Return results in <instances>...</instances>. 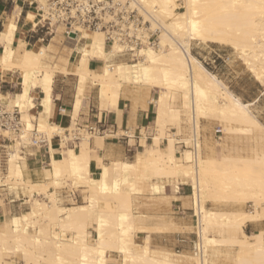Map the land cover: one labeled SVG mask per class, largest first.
<instances>
[{"label": "bare ground", "instance_id": "obj_1", "mask_svg": "<svg viewBox=\"0 0 264 264\" xmlns=\"http://www.w3.org/2000/svg\"><path fill=\"white\" fill-rule=\"evenodd\" d=\"M39 2L40 7L46 8V0ZM132 4L141 7L142 13L151 21L152 30L160 29L158 44L142 46L135 61L109 62V58L118 55L123 46L116 41L108 47L106 34L100 29L84 28L79 37L70 36L67 45L69 52L66 53L76 50L75 59L69 60V56L60 55L63 57L54 66L48 60L51 43L42 46L37 42L31 48H26L25 44L13 47L16 21L8 22L0 31L3 47L0 70L18 68L21 75L20 90L14 94L0 92V99L7 98L3 102L8 108L18 106L24 121L20 134L2 131L13 140L9 144L6 176L10 180L15 178L27 182L31 191L33 188L36 191L40 186L45 194L44 190L50 185L59 186L62 176L69 174L75 181L78 180V186L85 192L83 202L71 206H62L58 202L56 190L45 194L50 198L49 202L41 201L32 192L33 209L31 207V211L12 215L0 224L3 227L0 230V258L4 251L11 250L14 255L22 252L24 264H41L42 260L55 264H108V251L118 250L122 255L119 264H220L213 255L208 256V252L229 246L238 250L231 257L234 264H264V229L247 233L244 228L248 222L264 219V149L235 155L222 153L220 157L215 154L204 156L200 143L197 154L185 148L180 149L179 155V141L175 133L170 134L167 143L162 146V137L166 135L165 125L170 122L181 127L184 110L189 115L193 110L198 121L201 118H220L225 122V131L233 136H259L264 140V124L251 108L255 102H243L191 51L192 41L227 44L264 87V0H132ZM35 16V11L29 10L27 21L34 24ZM55 29L61 32L65 27L57 24ZM80 37L84 38L81 45ZM91 58L99 59L93 69L88 68ZM58 70L73 72L78 78L76 107L89 83L97 85L100 98L107 100L114 108L125 84L145 86L148 90L157 88L159 95L150 99L157 104L153 141L136 153L133 161L118 159L108 164L97 156V162L102 167L99 177L92 176V156L88 144L83 143L89 140L87 138L82 140L80 146L67 149L66 154L60 150L62 156L55 158L54 136L64 133V126L51 123L49 117L54 97L53 81ZM34 88H40L45 93L39 115L33 110V94L24 99L26 90ZM34 127L38 128L36 134L31 131ZM34 136L44 139L50 149L49 168L44 169L52 177L50 182H33L29 175L31 171L27 166V156L33 154L29 147L34 143ZM172 177H183L181 183L192 186L198 219L196 232H199L205 254L201 260L193 254V263L177 260L168 254L159 255L148 243L141 244L134 240V234L139 229L150 228L138 224L132 211V195L144 192L146 186L152 193H159L165 186L163 179L171 181ZM1 181L0 184H5ZM100 199L106 201L105 208H98ZM208 199L252 202V208L247 211L209 209L206 206ZM38 214L46 224H39L41 220ZM50 223L71 231L73 236L63 239L57 230L50 229ZM30 225L35 227L33 231L29 230ZM89 225L97 231L92 240L88 239L91 233ZM214 228L217 235L210 234ZM3 264L14 263L6 260Z\"/></svg>", "mask_w": 264, "mask_h": 264}, {"label": "crops", "instance_id": "obj_2", "mask_svg": "<svg viewBox=\"0 0 264 264\" xmlns=\"http://www.w3.org/2000/svg\"><path fill=\"white\" fill-rule=\"evenodd\" d=\"M10 1L11 0H0V31H2L5 25L14 18L17 22V29L15 32L13 47L18 48L25 44L26 48H31L34 47L37 42L41 43L42 46L51 43V49H49L48 55L51 58H48V60H50L52 66L56 65V63L60 61L57 50H62L61 43L58 40H55L54 35H52L48 42H43L40 39L43 33L37 28H33L32 22L27 21L28 11L32 10V8L19 3L13 4V2L18 1L13 0L12 9H8ZM9 10L11 11L9 12ZM15 11H17L16 14ZM7 18L10 19L5 22ZM55 36L57 38L58 34H55ZM2 50L3 47L0 43V53ZM75 51L76 50L70 52L72 54L66 53L64 56H69V60H74L76 55ZM194 56L197 57L195 54ZM218 56H220V54H218ZM111 60L118 61L120 59L119 56H116V58ZM98 62L99 59L91 58L88 62V68H95ZM16 78L20 79L17 70H0V92L2 94H14ZM54 78L52 88V96L54 97L49 112L50 122L53 124L67 127L70 124V116L73 115L76 116L81 123L92 122L96 120L97 116H102L103 118H107L111 123H115L119 128L130 127L136 131L147 124H155L154 121L157 116V104L153 100L150 101L149 97L156 98V90L137 91L132 87L123 86L116 107L114 108V106L107 103V100L100 98L98 87L96 85L91 86L88 84L82 94L83 96L81 95L79 106L76 107V100L78 98L77 76L73 72L66 73L58 70ZM37 89L35 90L37 94L33 95V101L36 105V108L34 109H36V111L33 110L36 115H39L42 112V98L45 96V93L41 89L39 91ZM263 89L259 88L258 95L254 97L252 101L248 102H259L264 95ZM4 101H7V98H4ZM55 141L56 142L53 144L56 149L54 153L55 158H60L62 156L61 151L66 154L67 149L75 148V146H67L60 149L56 147L57 140L55 139ZM5 144L9 146L8 143ZM81 144L82 142L80 145ZM88 144L95 151L94 154L102 159L103 163L109 164L113 162V160L116 161L118 159L129 161L135 160L136 153L144 150L148 143L142 145V143H136V140H130L127 142L125 139L95 136L88 142ZM2 151L3 148H0V154ZM50 161V149L48 152L46 149L39 150L38 148H35L33 155L27 156V166L29 171H31L29 172V175L33 182H49L51 180L47 172L44 170L49 168ZM90 166L92 168V176L99 177L102 172V167L95 158L91 160ZM177 184H180L178 188ZM177 184H175V188H173L172 184L165 183V190L163 192L154 194L144 192L133 196L132 210L137 217L138 224L150 228L149 230H139L135 235V241L143 244L147 238H149L151 248L157 254H168L172 258L176 255H181L182 258L180 261L186 262V256L188 257V255L193 252V243L191 242H194L195 240V238L194 240L191 238V232L187 229L192 226L191 224L195 220V215L194 207L191 205V200L189 199L190 193L185 188V184L181 182ZM73 190L74 189L70 187H64L57 190V197L60 196L59 202L62 206H71L83 201L82 195L84 193H79L74 190L76 194H72L71 192ZM28 199V194H26V197L17 196L14 192H11L6 185H0V223H3L21 209L28 207ZM105 206L106 201L100 199L98 202V208H105ZM258 226H261L264 229V219L260 220V222H248L246 228L257 230ZM92 233L94 236L97 235V231L95 230H92ZM121 259L122 255L118 250L108 251V264H119Z\"/></svg>", "mask_w": 264, "mask_h": 264}, {"label": "built area", "instance_id": "obj_3", "mask_svg": "<svg viewBox=\"0 0 264 264\" xmlns=\"http://www.w3.org/2000/svg\"><path fill=\"white\" fill-rule=\"evenodd\" d=\"M22 2L23 5L35 10L36 23L32 26L43 33L40 37L43 42H48L52 37L55 25L63 24L65 27L63 34L68 39L70 36L79 37L84 28L103 30L106 34L107 46H111L116 41L123 46V50L119 51L117 56L131 55L132 59H135L142 46L158 44V31L160 29H151V21L142 13L141 7L132 4V0H46V8L40 7L39 0H22ZM81 40L84 38L80 37L79 41ZM3 101L4 98L0 99V148H3L0 154V173L6 171L8 167V147L5 143L13 142L2 131L10 130L20 134L24 128L20 108L18 106L8 108ZM35 123L37 122L35 121ZM188 125L190 127L188 138L178 139L177 144L183 148H189L195 155L198 152L202 134L200 120H197L193 110L189 115ZM63 129V135L58 133L54 136L57 140L56 147L60 149L69 145L78 147L85 138L91 140L95 136L125 139L127 142L136 140V143L144 145L143 142L146 144L152 142L156 133L155 129H151L150 124L142 126L136 131L130 127L119 128L115 123H111L102 116H97L95 121L81 123L73 115L70 116V124ZM31 131L36 134L38 128L34 127ZM215 132L220 133L217 138L221 139L222 128L218 126ZM172 133H176V131H172ZM31 146L39 150L46 149L49 152L47 142L36 136H34V143ZM26 148L24 147V149ZM3 185L7 186V184ZM179 185L177 184V188ZM71 193L75 194V191ZM194 215L198 224L195 208ZM193 254L200 260L205 255L199 232H196V238L193 242Z\"/></svg>", "mask_w": 264, "mask_h": 264}, {"label": "rangeland", "instance_id": "obj_4", "mask_svg": "<svg viewBox=\"0 0 264 264\" xmlns=\"http://www.w3.org/2000/svg\"><path fill=\"white\" fill-rule=\"evenodd\" d=\"M12 2H13V0H11L9 2V8L8 9H12ZM15 3L23 4L22 0H18L17 2H13V4H15ZM178 10H180V9H178ZM182 10H184V8H182ZM10 11L11 10H9V12ZM15 14H16V11H15ZM10 18H7L5 20V22L7 20H9ZM11 21L15 22V19L12 18ZM34 23H35V21H34ZM54 29H55V26H54ZM55 30L53 32V35L58 34V36H57V38H55V40H58L61 43V46H62V50L61 51L57 50L59 58H61L60 55L64 56V54L66 55L67 51L69 52V47H68L69 46V44H68L69 40L66 37V35L63 34V31L56 32ZM83 41L84 40H81L79 42V44L81 45L83 43ZM66 46H67V48H66ZM191 47H192V52L198 57V59L210 71H212L220 79H222L223 82L225 84H227L228 87L236 95H239L242 98L243 102L252 101L253 98L258 95V93H259L258 89L259 88L263 89L261 84L255 79V77L252 75V73L247 69L246 65L244 64V61L238 56V54L235 52V50L231 46H229L227 44H218V43H212V42L204 43V42H199V41H192V46ZM218 54H220V56H218ZM116 56L110 57L109 58V60H110L109 62L113 61L111 59L116 58ZM48 58H51V57L48 56ZM136 58H138V57H136ZM136 58L132 59L131 55L119 56V59L120 60H124V61H135ZM2 70H6V68H3ZM11 70H17L18 74L20 75V71H19L18 68H12ZM20 79H21V75H20ZM15 84H16V87L14 89V92H17V91L20 90L19 79H17V78L15 79ZM90 85L92 86L93 84H90ZM124 86L132 87V88H134L137 91H141V88H142V90L151 91V89L148 90L145 86H140V85H135V84H127V85L125 84ZM143 87H145V88H143ZM36 89L37 88L26 90L27 94L24 96V99L27 100L28 97H29V94H33L34 95L36 93L35 92ZM37 90L39 91L40 89H37ZM152 90H156L157 91V94H156V97H157L159 95L158 89L157 88H152ZM149 99H151V98L149 97ZM176 104L179 105V103H176ZM251 108H252V111L257 115L259 120L264 124V95L262 96L260 101L256 102L254 105H252ZM34 110L36 111V109H34ZM182 113L183 114L181 116V119H182L181 120V127H177V126H175L174 123H170V122H168L165 125L166 129H164V130L166 132V135L164 134L163 137H162V146L163 147L167 143V137L170 136V134H172V131L173 132L176 131L175 135H180L178 137L175 136V138L177 140L178 139H184V138L187 139L188 138L189 129H190V127L188 125V118H189L188 115L189 114H188V112L186 113L185 110L182 111ZM200 120H201L200 121V127H201V134H202L201 144H202V150L204 149L202 151V154L204 156L215 154L216 157H220L222 153L229 154V155H235V154H239V153L245 154L246 151L253 152V151H256V150L264 149V140L261 139L259 136H257V137L248 136V137H245V138H239L238 136L236 137V136H233L232 134L226 132L225 131V127H224V125H225L224 123L225 122H222L220 118L211 117L209 119L201 118ZM150 125H151V129L154 130L155 129V124L151 123ZM218 126H220L222 128V130H223V132L221 133V136H222L221 139L217 138L218 135H220V133H216L215 132V129ZM171 128H173V129H171ZM88 142H89V140H86L83 143H87L88 144ZM7 143L11 144V142H7ZM143 144H144V142H143ZM177 147L179 149L177 154L180 155V151L185 149V148L181 147L180 144H177ZM29 148L32 149L31 151H34L36 147L30 146ZM9 149H10V147L8 146V149H7L8 153H9ZM88 149H89V152H90V154L92 156V159L95 158L98 161L97 156L94 154L95 151L89 146V144H88ZM25 150H28V148H26ZM9 158H10V155H9ZM190 160H191L190 162L192 163L193 162L192 161V154H191V159ZM7 173H8V167H7L6 171L0 173V180H2L1 182H5V184H7V187H9V190L11 192H14L17 196H24V195L28 194V196L31 197V198L29 197L30 198L29 199V206L26 207V208L21 209L15 215H21L23 212L31 211L33 209L34 206L32 205V203H33L32 202L33 201V197L31 195L32 192L35 194L34 195L35 197L39 196L38 198L41 201H45V202H49V200H50V198L47 195H45V194H48L50 190H56V196H57V190H59L60 188H64L65 186L66 187H70V188L73 187V189L78 191L79 193H85V192H82L81 191L82 188L78 186L79 185V183H77L78 180H76L77 181L76 182L75 178H73V176L71 177V175H69V174H66L65 175L66 177L63 175L65 182L62 181L63 180V176H62V179H61L62 184H60L59 186L50 185L48 187V189L46 190L47 192L44 190L45 194H43V191H42L43 189L40 186H37L38 188H36V191H35V188H33L32 191H31L30 190L31 188L29 187V184H27V182H25L26 183L25 184L23 181L16 180L15 178L10 180V178H8L6 176ZM67 176H70L71 179L69 177L67 178ZM49 177L52 180V177L51 176H49ZM176 178L175 177L170 178L171 181L167 180V178H164L163 179L164 183L163 182L162 183L165 184V182L167 180V182L172 184V187L175 188V186H174L175 184H177L179 182H182V180H184L183 177H178L177 180H175ZM180 179H182V180H180ZM42 182H47V181H42ZM66 182H67V184H66ZM18 183H19V185H18ZM68 183H69V185H68ZM71 183H72V185H71ZM0 185H3V183L0 184ZM20 185H23V186H20ZM10 186H13V187L10 188ZM74 186H76V187H74ZM184 186L187 189V191L190 193L189 199L191 200V205L195 208V206H194V197L192 195V193H193L192 186L189 185V184H185ZM146 187L144 189H146L148 191L143 190L144 192H148V193H151V194L155 193V192L152 193L151 190H149L148 186H146ZM164 190L165 189H163L162 191H164ZM144 192H142V193H144ZM136 194L137 193H134L132 196H134ZM138 194H140V193H138ZM57 198H58V202H59V197H57ZM82 200H84L83 196H82ZM251 204H252V202H247V201L236 202V201L228 200V201H221L220 202V200L214 201V200H211V199H208L206 201V206L209 209H211V208L212 209H224V210H229V209L230 210H233V209L239 210L240 209V210H243V211L244 210L247 211V210H250L252 208ZM31 207H32V209H31ZM38 216H40L38 218L41 220V222L39 224L40 225L41 224L42 225L46 224V222L43 220V217L41 216V214H38ZM194 219H195L194 222H192V224H191L192 226L187 229V230H190V232H191L190 235H191V238L193 240H194V238H196V230H197V228H196V224H197L196 217H194ZM0 224H2V223H0ZM39 224H38V226H39ZM246 225H245L244 228H245V231L247 233H252V232H255V231L259 230V229H263L261 226H258L257 230H250L249 228H246ZM56 226L57 225H53V223H50V229L57 230L59 232V234H62L61 237L63 239L67 240L69 237L73 236V233L71 231L62 230L59 226H57V227ZM28 228L31 231H33L35 229V227L31 226V225ZM0 230H3V227L1 225H0ZM88 230L91 231V233L88 234L89 235L88 239L92 240L93 239L92 237H94V235L92 233V230H95V228L92 225H89L88 226ZM136 233L134 234V240H135ZM210 234L211 235H217L218 233H217L216 229L214 228L213 230L211 229ZM64 237H66V238H64ZM146 243H148L149 246L151 247L149 238L143 244H146ZM191 243H193V242H191ZM221 249L222 250H220V249L219 250H214V249L211 250L210 249L209 252H208V256L210 254H211L210 256L213 255V257L216 259V261L218 263H220V264H223V263H225V264H234L233 258H231V257L232 256L234 257L238 253L237 248L236 247H229V246H224V248H223V246H221ZM4 254H3L4 256L2 255V257L0 258L1 259L0 260L1 263L0 264H3V262H5L6 260L7 261H12L14 264H24L25 263V258L23 256L22 252H17V254L15 253V255H14V253L10 250V251H6V252L4 251ZM7 254H9V256ZM216 254H217L218 257L216 256ZM219 254H221V255H219ZM192 255H193V252H191L188 255V257L186 256V262H189V263H193L194 262V258H192ZM175 258H177V260H180L182 257H181V255H176ZM47 263L48 264H55L54 262L48 261V260L47 261L42 260V262H41V264H47Z\"/></svg>", "mask_w": 264, "mask_h": 264}, {"label": "water", "instance_id": "obj_5", "mask_svg": "<svg viewBox=\"0 0 264 264\" xmlns=\"http://www.w3.org/2000/svg\"><path fill=\"white\" fill-rule=\"evenodd\" d=\"M74 35V34H73Z\"/></svg>", "mask_w": 264, "mask_h": 264}]
</instances>
